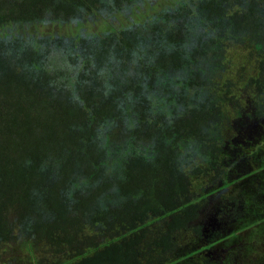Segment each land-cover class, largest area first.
<instances>
[{"label":"trees","instance_id":"obj_1","mask_svg":"<svg viewBox=\"0 0 264 264\" xmlns=\"http://www.w3.org/2000/svg\"><path fill=\"white\" fill-rule=\"evenodd\" d=\"M261 125L264 0H0V250L29 264L263 263Z\"/></svg>","mask_w":264,"mask_h":264},{"label":"rangeland","instance_id":"obj_2","mask_svg":"<svg viewBox=\"0 0 264 264\" xmlns=\"http://www.w3.org/2000/svg\"><path fill=\"white\" fill-rule=\"evenodd\" d=\"M232 62H234L235 69L237 67H239V65H238V63L236 62L235 59H233ZM259 128H261V130ZM254 132H256V138L254 140L253 146H255V144L258 143L260 146L263 147L264 144H262L261 141L264 138V125L259 126L258 129L255 130ZM247 134L248 133H245L244 136H247ZM228 136H232V135H228ZM261 152L264 153L263 150H260L259 152H256V155H260ZM263 156H264V154H263ZM250 171H251V169L249 170V172ZM257 172L258 171H255L252 174L253 178L251 177V181H252L253 184L254 183L257 184V188H258L259 192L256 193V194H255V192H253V196H255L257 199H259V201L261 199V202L263 201V203H264V179H263L264 178V168L259 170L258 174H257ZM261 183H262V185H261ZM231 191L233 193V192L239 191V189L230 186V187H228L226 189L225 193L228 194ZM235 195H236L237 198L240 199L239 192H236ZM243 201H245V200L244 199L240 200L238 205H234L233 206V209L237 208V210H239L240 215H243V212L245 211V210H242V207L243 206L245 208L247 207L245 202H243ZM208 210L209 211H207L205 219L203 220V223H205V226H206V229H205L206 233H208V231H210L208 228L212 229L214 226L217 227L219 225L220 216H222L221 222H223V220L226 221L225 224H224V229L225 230L224 231L220 230L221 233H219V234L221 235L222 239L227 236L226 238H224L223 241H227V243L232 242V237L228 236L232 232H236L238 239H240V238L242 239L243 238L242 242H244L246 240V238H247L246 234L250 233L249 231H245L244 232V228H243V231H242L240 229H237V227H238L237 224H235V223L233 225L230 224V221H227L228 216H227L226 213L219 214V213H216V211H214V210H211V209H208ZM241 211H243V212L241 213ZM262 214L264 215V211L262 212ZM208 237H209V235L206 234L205 237H204V240L207 241ZM253 238H254V235H253ZM256 244L264 247V243L263 244L256 243ZM257 245L254 244V247H259ZM223 246L224 245L220 246L221 249H222ZM35 253H36V255L39 254L38 251H36ZM210 253H212L213 255L214 254L216 255L217 253H219L221 255V253H222L223 254V256H222L223 258L222 259H226L225 257H230V256H228L227 249L225 251H222V250H219L218 248H211L210 249ZM26 256H27V252L25 251V249L22 246H19V244L17 242L11 243L8 246H6L4 249L0 250V262H1V264H29L25 260ZM260 263H262V262H260Z\"/></svg>","mask_w":264,"mask_h":264},{"label":"flooded vegetation","instance_id":"obj_3","mask_svg":"<svg viewBox=\"0 0 264 264\" xmlns=\"http://www.w3.org/2000/svg\"><path fill=\"white\" fill-rule=\"evenodd\" d=\"M260 130H261V128H259ZM246 133V132H245ZM255 136H256V132H255ZM254 136V137H255ZM248 139L247 140H249L251 137L250 136H246ZM253 138V137H252ZM247 140L245 141V142H243L244 143V145H246V142H247ZM226 222V221H225ZM254 237H257V235H254ZM226 249H227V251H228V247H226ZM225 248H222V251H225L226 250ZM240 256V258H241V261H243V262H245L244 261V258L242 257L243 256V254H240L239 255ZM263 261H264V259H263ZM259 263H260V261H259ZM259 263H257V264H259ZM264 263V262H263ZM262 263V264H263ZM261 264V263H260Z\"/></svg>","mask_w":264,"mask_h":264}]
</instances>
